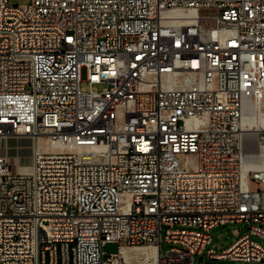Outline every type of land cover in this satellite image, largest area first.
<instances>
[{
	"label": "built area",
	"instance_id": "built-area-1",
	"mask_svg": "<svg viewBox=\"0 0 264 264\" xmlns=\"http://www.w3.org/2000/svg\"><path fill=\"white\" fill-rule=\"evenodd\" d=\"M20 135L66 150L30 173L0 155V264H264V0H0V138Z\"/></svg>",
	"mask_w": 264,
	"mask_h": 264
},
{
	"label": "rangeland",
	"instance_id": "rangeland-1",
	"mask_svg": "<svg viewBox=\"0 0 264 264\" xmlns=\"http://www.w3.org/2000/svg\"><path fill=\"white\" fill-rule=\"evenodd\" d=\"M8 2L10 5H25V4H29L31 0H8ZM82 79L84 81V83L82 84V87L86 90H89L90 85L86 82L87 72L85 69L82 71ZM105 87H106L105 84L95 85V88H97L100 91L103 90ZM12 141L17 142L18 140H12ZM17 144H18L19 153L16 154L12 150H10L11 152L10 151L7 152L6 149L5 150L3 149L0 152V155L8 158V161L12 165V171L14 173H16L18 169L20 172H28L27 170L29 169L31 160H27L26 163L23 162V165L18 166L17 164L18 156L17 155L23 156V155L29 154V145H30L29 140H19ZM39 151H49V150L43 147ZM179 158H180L181 163H183V157L180 156ZM235 230L239 231L241 234H244L245 232L248 231V226L242 223H234V224H227L225 226H218L212 229L211 234L213 237V241H212V244L209 246V248L215 249L217 253H222L225 249L230 247L236 241L237 237H235L234 235ZM256 240L260 241L258 238H256ZM262 244L264 245V242H262ZM162 247L164 251H167L171 247V245L163 243ZM104 250L108 255L115 254V253H118L119 251V245L109 244L105 247ZM128 250L130 251L131 249H128ZM205 253L202 256L197 257L198 263L200 264H203V263L204 264H240L239 262L232 261V260H211L205 256ZM130 254L132 258L131 259L132 264H153L152 259H147V260L145 259L146 258L145 254H141V255L140 254L133 255L132 253ZM201 257H204L202 262H200Z\"/></svg>",
	"mask_w": 264,
	"mask_h": 264
},
{
	"label": "bare ground",
	"instance_id": "bare-ground-1",
	"mask_svg": "<svg viewBox=\"0 0 264 264\" xmlns=\"http://www.w3.org/2000/svg\"><path fill=\"white\" fill-rule=\"evenodd\" d=\"M13 18H16V9H9V11H5V21H12ZM12 140H18V141L19 140H29V143H30L29 154H26L23 156L17 155L18 156L17 157L18 166L23 165V162L26 163L27 160H31L29 169L27 170L28 172H26V173H30L32 171L34 157H35L36 153L41 148L44 147L45 149L50 150V151L56 150L57 148L66 150L65 146L57 144V143H50L46 138H40L37 140V139H32V138L25 136V135H20L17 137H12V138H7V139L6 138L5 139L0 138V152L3 149L4 150L6 149L7 152L12 150L16 154L19 153L18 144H17L18 141L15 142ZM261 167L262 166L260 165L259 168H261ZM157 178H165V168H157ZM168 186H176V179H168ZM130 253H132L133 255L145 254L146 260L152 259L153 264H159V254L154 247H137V248L131 249L130 251L128 249L125 250L122 253V257H123L124 261L126 262V264H132L131 263L132 258H131Z\"/></svg>",
	"mask_w": 264,
	"mask_h": 264
}]
</instances>
